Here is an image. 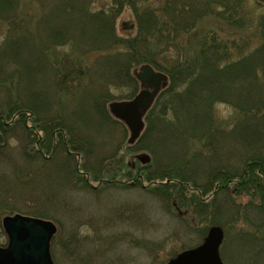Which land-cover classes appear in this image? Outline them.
<instances>
[{
  "label": "rangeland",
  "instance_id": "374dc122",
  "mask_svg": "<svg viewBox=\"0 0 264 264\" xmlns=\"http://www.w3.org/2000/svg\"><path fill=\"white\" fill-rule=\"evenodd\" d=\"M163 3L164 0H139L138 6L150 4L157 8ZM63 5L61 0H19L9 16L0 17V51L10 48L18 54L17 59L0 68V112L16 101L28 108L35 105L41 127L50 119L62 124L67 130L65 138L70 137V144L72 140L75 144L72 150L58 146L51 154L45 153L50 156L47 160L37 159L32 148L35 134L14 126L17 128L7 137V147L0 157V174L4 175L0 177V203L39 207L47 213L46 219L53 220L57 228L51 242L55 264H166L184 248L199 244L213 224L224 230L220 252L225 264H264V202L253 192H240L235 187V175L239 176L245 165V139L250 133L241 127L234 129V108L216 102L214 129L187 131L174 122L173 94L161 96L149 115L153 125L134 150L150 153L148 170L171 171L190 182L182 200L173 188L169 199L168 195L160 196L136 185V177L125 175L121 167L131 163L123 150L129 131L122 122L115 121L108 104L132 96L140 86L138 83L137 88L132 80L125 82L123 74L120 80L115 79L104 58L125 48L86 47L87 39L95 33L93 21L90 17L83 19L74 8L71 12V6L63 10ZM112 5V0L84 1V9L89 12L107 11ZM141 13L140 9L135 14L137 21ZM233 15L243 18L244 25L238 26L235 21L226 24L212 14L200 20L196 33L184 37L181 50L186 67L199 59L203 30L207 28L214 29L223 41H249L251 47L259 43L258 21L264 16V4L242 0ZM130 19L134 21V14L128 7L119 12L115 18L117 38L126 36L121 24ZM49 32L68 37L69 41L52 45L47 39ZM7 40L9 45L3 47ZM173 41L172 45L168 43V56L176 50ZM151 47L155 51L154 44L146 51L153 52ZM190 72L185 70L176 79L175 87L180 92L190 82ZM163 113L164 120L170 123L165 129L155 119ZM33 118L28 117L29 126L37 123ZM38 132L44 134L42 130ZM140 166L137 161L134 168L127 165L126 170L138 171ZM218 169L235 174L227 192L216 189L220 177L211 180ZM97 172L102 177H115L118 184L126 186L101 185L94 179ZM18 179L26 180V186L16 183ZM84 180L96 188L84 186ZM143 185L149 184L143 181ZM197 189L210 190L206 195L199 193L198 199ZM3 210L0 230H4L3 217L20 213ZM1 239L4 243L0 244H5L7 237Z\"/></svg>",
  "mask_w": 264,
  "mask_h": 264
},
{
  "label": "trees",
  "instance_id": "16d2710c",
  "mask_svg": "<svg viewBox=\"0 0 264 264\" xmlns=\"http://www.w3.org/2000/svg\"><path fill=\"white\" fill-rule=\"evenodd\" d=\"M18 1L0 0V17L9 16L17 7ZM61 1L64 4L62 6L63 10L71 6L69 9L71 12L74 8L83 19L90 17L93 21L95 33L91 34V39L87 33L89 39L84 44L86 47L89 44L92 46V50H111L121 45L125 48L122 51L104 55V58H107V62L111 65L112 70L109 72L115 75V79L120 80L123 74L125 82L132 80L138 88L139 81L136 72L138 67L144 63L151 64L169 75L171 82L158 99L165 93L173 94L171 103H174L176 107V120L174 122H177L187 131L190 128L195 129L193 130L195 132H206L209 129H214L212 126L215 122L213 111L215 103L224 102L232 106L236 112L234 129L238 130L241 127L247 133H250V136L245 139L247 147L245 165L239 176L234 174L237 178L235 179V187H238L240 192H253L255 196H260L264 202V16H261L258 21L259 43L252 44V47L249 41H244L242 44L235 41L220 40L218 33L212 28L203 30L200 57L198 60L188 63L186 67L185 62H183L185 54L181 50L184 37L196 33V26L200 20L212 14H215L217 18H223L226 24L232 25L235 21L238 26L244 25L245 20L243 18H233V12L239 10L242 0H164V3L157 8H151L150 4L140 8L138 6L139 0H112L113 5L109 10L100 9L92 12L84 9L85 0ZM126 7L132 10L134 21L132 19L122 20L121 25L126 30V36L117 38L115 18ZM221 8L223 10H220ZM140 9L143 13L138 14L137 21L135 14L140 12ZM40 25V21H38V26ZM47 31L53 30L47 29ZM47 39L50 40L52 45H62L69 41L68 37L58 36L54 32L53 34L49 32ZM172 40H174V49L176 48V50L173 55L169 54L168 56L167 47L170 42L172 45ZM72 41L76 42V39L72 38ZM151 44H154L155 51H153L154 47H151L153 52L149 53L146 50ZM8 45L9 40L4 43L3 47ZM17 57L18 54L12 52L10 48L0 51V68L5 67L6 64H9L12 59H17ZM185 70L191 71L187 78V80L190 79V82L185 90L180 92L179 88L175 87V82L176 79H180L178 77H181ZM10 104L14 106L9 105L4 111L0 112V157H2L1 154L7 147V137L17 128L14 127L16 125H20L21 128L23 127L25 130H29L31 134H35L32 140V148L35 151L34 157L37 159L43 157L46 160L49 159L50 156L45 153L51 154L58 146H62L64 150H72V147H75L73 140L72 145L70 144V137L69 140L65 138L67 130L62 127V124L58 125L50 119L41 127L40 120L37 119L35 114L39 110L37 106L33 105V107L26 104L31 107L28 108L17 101ZM151 112L152 110L147 116L148 126L144 135L149 132L150 124L153 125L152 120L149 119ZM164 115L165 113L159 116L160 118L155 119L160 127L165 129L170 123L164 120ZM29 116H33V120L37 121L33 126L27 124ZM185 122H188L189 125H186ZM39 130H42L44 134H39ZM69 154L72 155V152ZM121 167L126 171L125 175L136 177V185L160 196L168 195L169 199L171 188H173L178 191V198L182 200L183 192H185L188 182H190L181 174H173L171 171L157 170L152 172L150 169L149 171V165L141 166L138 171L126 170L127 165ZM94 175L95 180L102 182L101 185L118 184L115 177H102L101 172ZM234 175L231 176L229 172L218 169L212 174L211 180L214 181L213 179L220 177L221 179H217L220 184L216 189L227 192ZM3 176V174H0V177ZM143 181L148 182L149 185H143ZM25 182L24 179L16 181L20 186H26ZM83 183L84 186L92 187L87 180H84ZM118 185L126 186V184ZM197 190L199 191L198 194L206 195L210 189ZM216 191L214 192L216 193ZM199 196L201 194L197 195L198 199ZM0 204L3 205L0 206V210L4 208L3 211L10 213L20 212L40 217H45L47 214L39 207L33 209L29 207L30 209H28L21 206L10 207L6 203ZM5 236L4 230H0L1 243H4V239L2 241L1 238Z\"/></svg>",
  "mask_w": 264,
  "mask_h": 264
},
{
  "label": "water",
  "instance_id": "95a60500",
  "mask_svg": "<svg viewBox=\"0 0 264 264\" xmlns=\"http://www.w3.org/2000/svg\"><path fill=\"white\" fill-rule=\"evenodd\" d=\"M136 76L142 85L139 94L132 100L109 103L110 111L128 126L129 143L140 137L145 126L144 114L168 84V76L155 71L149 64L141 65ZM142 160L149 161L150 156L144 154ZM2 226L8 241L0 245V264H54L50 250L51 239L56 232L53 221L16 213L3 217ZM223 237L220 226H211L199 245L179 252L166 264H224L220 255Z\"/></svg>",
  "mask_w": 264,
  "mask_h": 264
},
{
  "label": "bare ground",
  "instance_id": "6f19581e",
  "mask_svg": "<svg viewBox=\"0 0 264 264\" xmlns=\"http://www.w3.org/2000/svg\"><path fill=\"white\" fill-rule=\"evenodd\" d=\"M111 102V101H110ZM220 191H222V190H220Z\"/></svg>",
  "mask_w": 264,
  "mask_h": 264
}]
</instances>
